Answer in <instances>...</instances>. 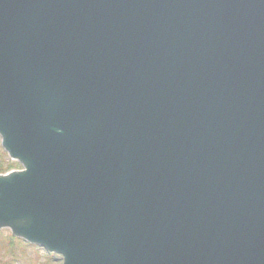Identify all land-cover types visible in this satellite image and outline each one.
<instances>
[{
	"label": "water",
	"instance_id": "obj_1",
	"mask_svg": "<svg viewBox=\"0 0 264 264\" xmlns=\"http://www.w3.org/2000/svg\"><path fill=\"white\" fill-rule=\"evenodd\" d=\"M0 145L62 264H264V0H0Z\"/></svg>",
	"mask_w": 264,
	"mask_h": 264
},
{
	"label": "rangeland",
	"instance_id": "obj_2",
	"mask_svg": "<svg viewBox=\"0 0 264 264\" xmlns=\"http://www.w3.org/2000/svg\"><path fill=\"white\" fill-rule=\"evenodd\" d=\"M7 160L11 162L8 157ZM13 165L15 169H21L19 164ZM10 237L15 239L12 244L9 242ZM20 241L10 231H0V264H62V257Z\"/></svg>",
	"mask_w": 264,
	"mask_h": 264
},
{
	"label": "trees",
	"instance_id": "obj_3",
	"mask_svg": "<svg viewBox=\"0 0 264 264\" xmlns=\"http://www.w3.org/2000/svg\"><path fill=\"white\" fill-rule=\"evenodd\" d=\"M14 168V165L7 160V155L0 148V173L7 172L8 170ZM15 239L13 237L9 238V242L12 244ZM21 242V241H20Z\"/></svg>",
	"mask_w": 264,
	"mask_h": 264
}]
</instances>
